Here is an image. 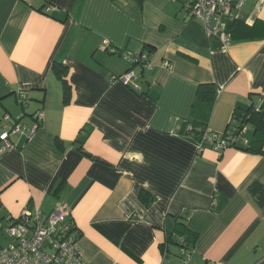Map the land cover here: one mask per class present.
Segmentation results:
<instances>
[{"label": "crops", "instance_id": "1", "mask_svg": "<svg viewBox=\"0 0 264 264\" xmlns=\"http://www.w3.org/2000/svg\"><path fill=\"white\" fill-rule=\"evenodd\" d=\"M241 19L264 23V0H248ZM105 41L153 48L140 91L112 80L129 64ZM55 63L68 67L69 103ZM200 84L218 90L211 131L234 128L236 110H264V37L226 43L178 0H0V133L7 113L28 126L0 152V248L8 218L63 206L86 264H264V205L250 191L264 186V154L200 152L180 133ZM178 223L198 234L188 262Z\"/></svg>", "mask_w": 264, "mask_h": 264}, {"label": "built area", "instance_id": "2", "mask_svg": "<svg viewBox=\"0 0 264 264\" xmlns=\"http://www.w3.org/2000/svg\"><path fill=\"white\" fill-rule=\"evenodd\" d=\"M181 1L189 14L202 21L208 35H220L224 42L233 40L232 33L227 30L228 24L242 18V9L248 0H178ZM102 50L115 52L116 49L107 41L101 45ZM121 56L128 62L129 69L112 76V80L119 81L134 91H140V74L136 71V63L146 58L141 51H125ZM164 65H169L164 62ZM151 63L147 64V68ZM24 95V91L20 92ZM218 93V91H217ZM264 99V98H263ZM26 102V101H25ZM262 108L258 105L257 110ZM42 112L36 115V122L30 129L34 133L40 127ZM12 123L9 125V123ZM3 130L0 133V152L14 148L16 145L10 136L25 133L28 126L6 114L3 117ZM236 128V127H235ZM234 130L215 132L207 130L199 146V151L210 146L222 155V152L239 143L246 126L242 127V134L237 136ZM245 141V139L243 140ZM70 213L65 207H60L50 214H44L39 209L27 208L18 219L8 218L5 232L11 239L8 244L0 248V264H86L77 245L78 229L69 220ZM180 253L189 261L190 252L185 248ZM209 264H225L223 262H209Z\"/></svg>", "mask_w": 264, "mask_h": 264}, {"label": "trees", "instance_id": "3", "mask_svg": "<svg viewBox=\"0 0 264 264\" xmlns=\"http://www.w3.org/2000/svg\"><path fill=\"white\" fill-rule=\"evenodd\" d=\"M116 1V0H115ZM139 7H142L144 0H133ZM263 27L262 29H260ZM227 30L232 33L233 39L244 40L252 39L257 37H264V23L257 22L253 26H248L242 19H237L228 24ZM108 51V50H107ZM128 51V50H125ZM142 54L146 55V58L139 60L136 64L140 72L137 73L141 76L144 75L147 64L151 63V56L153 54V48L147 44L140 49ZM123 51H115L114 53L122 54ZM53 71L57 75L58 79L61 80L63 85V95L64 103H69L71 101L72 87L68 80V67L62 63H55L53 66ZM217 87L214 84H200L197 88L196 100L193 107V118L184 123V126L180 133L187 137H190L195 143L200 144L205 133L208 130V121L213 109L217 97ZM22 95L19 93V103L23 106L28 102L27 92ZM26 101V102H25ZM38 113V112H37ZM36 114L34 118L36 120ZM8 114V113H7ZM20 119V118H18ZM234 123L233 127L226 130H234L237 136L242 134V127L247 124H251L254 127V131L251 140L245 147L241 144L232 145L230 147L246 149V151H251L259 154H264V110L261 108L257 110L254 106L247 110H236L233 115ZM41 125V121L39 123ZM236 127V128H235ZM57 145L62 148V141L58 138ZM228 147V148H230ZM221 156V155H220ZM251 193L255 196L260 205H264V186L261 184H254L250 188ZM140 197L145 204H150L153 197L145 190L141 191ZM177 231L181 234L177 244L179 245V253L181 248H185L190 253H193V248L191 247L197 240L198 234L193 232L188 228L185 223L177 224ZM180 256H183L181 253Z\"/></svg>", "mask_w": 264, "mask_h": 264}, {"label": "rangeland", "instance_id": "4", "mask_svg": "<svg viewBox=\"0 0 264 264\" xmlns=\"http://www.w3.org/2000/svg\"><path fill=\"white\" fill-rule=\"evenodd\" d=\"M253 131H254V127L250 124L249 125V130L248 132L246 133L248 136H250L251 134H253ZM201 152V151H200Z\"/></svg>", "mask_w": 264, "mask_h": 264}]
</instances>
